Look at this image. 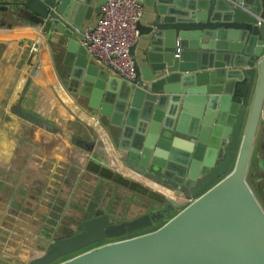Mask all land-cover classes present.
I'll list each match as a JSON object with an SVG mask.
<instances>
[{
    "label": "water",
    "instance_id": "obj_1",
    "mask_svg": "<svg viewBox=\"0 0 264 264\" xmlns=\"http://www.w3.org/2000/svg\"><path fill=\"white\" fill-rule=\"evenodd\" d=\"M92 2L20 0L0 12L68 39L65 88L116 130L112 150L23 110L22 96L11 111L169 194L129 220L87 218L23 264H264V0H145L130 82L78 44L82 21L99 12Z\"/></svg>",
    "mask_w": 264,
    "mask_h": 264
},
{
    "label": "crops",
    "instance_id": "obj_2",
    "mask_svg": "<svg viewBox=\"0 0 264 264\" xmlns=\"http://www.w3.org/2000/svg\"><path fill=\"white\" fill-rule=\"evenodd\" d=\"M17 2L0 0V5L12 8ZM101 3L93 0L92 8H99V12L92 9L89 19L82 21L77 38L83 28L97 20ZM151 10L144 1L141 24L148 22ZM142 41L140 37L136 55ZM67 42L60 33L46 37L43 30L35 31L9 10L0 12V264H21L25 257L41 253L54 237L75 232L87 218L107 213L114 219L120 214H116L119 207L115 201L110 205L114 196L124 201L121 212L132 206L137 210L134 216L120 219L123 221L146 212L151 197L157 194L146 182L123 174L100 157L11 111L22 96L23 110L72 136L112 147L116 130L107 125L102 129L99 122L106 121L75 106L79 98L57 83L59 78L67 83L70 72L62 64ZM30 43L36 45L39 55L33 72L35 58L29 53ZM250 180L259 201V190Z\"/></svg>",
    "mask_w": 264,
    "mask_h": 264
},
{
    "label": "built area",
    "instance_id": "obj_3",
    "mask_svg": "<svg viewBox=\"0 0 264 264\" xmlns=\"http://www.w3.org/2000/svg\"><path fill=\"white\" fill-rule=\"evenodd\" d=\"M144 1L102 0L99 17L83 28L78 38L92 64L128 82L135 80L130 48L140 39L137 24L143 17ZM29 53L34 59L38 53L35 44L30 45Z\"/></svg>",
    "mask_w": 264,
    "mask_h": 264
},
{
    "label": "rangeland",
    "instance_id": "obj_4",
    "mask_svg": "<svg viewBox=\"0 0 264 264\" xmlns=\"http://www.w3.org/2000/svg\"><path fill=\"white\" fill-rule=\"evenodd\" d=\"M57 64H59V62H57ZM59 78V77H58ZM64 82H66V80H62L61 78H59L58 79V82L57 83H59V85H64V87L66 86V83H64ZM74 96V95H73ZM75 97H77V96H75ZM76 101H77V105L75 104V106H79V107H81V108H85V103H83V102H79V100L78 99H75ZM79 104V105H78ZM104 125H106V123H101V122H99V126L102 128V129H106L105 128V126ZM105 133L107 134V136H108V139H109V141H110V137L111 136H109V134H108V132H106L105 131ZM95 138H99V135H98V133H95ZM110 143H111V141H110ZM111 145H113V143H111ZM247 181H248V183H249V185L251 186L252 185V182H251V180H250V176L248 175V178H247ZM156 196H159L158 195V193L156 194ZM114 198H115V200H114ZM119 200V201H118ZM114 201H115V203H114ZM119 202V203H118ZM113 203H114V205H115V207H119V209L117 210V212L118 213H116L118 216H113L114 217V221H120V219L122 220L123 218L125 219V218H128V217H132V216H134L135 214H136V212H137V210H136V208H134V206H132V207H128V210H125V212H121L120 211V207H122V206H124V201L123 200H121L120 201V198L119 197H113V198H110V205H112V206H114L113 205ZM79 205V204H78ZM109 205V206H110ZM176 212L177 211H174L170 216H172V215H174V214H176ZM120 217V218H119ZM161 223L162 222H160L158 225H156V226H154L152 229L154 230V229H156V228H158L160 225H161ZM78 224V223H77ZM80 226V225H79ZM79 226L77 225L76 227H75V230L77 231V230H79ZM75 231V232H76ZM141 233V232H140ZM135 235H139V232H136V233H134ZM134 234H132V235H129V236H133ZM129 236H127V237H129ZM123 239H125L126 238V236H124V237H122ZM111 241V240H110ZM105 242H107V241H102V242H100V243H97V244H93V245H91L90 247H88V248H94L95 246L97 247L99 244H103V243H105ZM82 251H79L78 253H76V254H79V253H81ZM76 254H72V255H68V256H65L64 258H62V259H60L59 261H57V262H60V261H62V260H65V259H67V258H70L71 256H73V255H76ZM29 259V257H25L24 258V260L21 262L20 261V263L21 264H23L26 260H28ZM8 264H10V263H8Z\"/></svg>",
    "mask_w": 264,
    "mask_h": 264
},
{
    "label": "bare ground",
    "instance_id": "obj_5",
    "mask_svg": "<svg viewBox=\"0 0 264 264\" xmlns=\"http://www.w3.org/2000/svg\"><path fill=\"white\" fill-rule=\"evenodd\" d=\"M107 148L111 149L112 150V147H109V146H106ZM115 168H117L119 171L123 172V174L125 175H128L134 179H138V180H141V181H144L146 182L147 184H149L150 186H153L157 191H159L161 194H165V195H168L169 192L165 189V188H162L161 186L159 185H156L150 181H146L144 180L143 178H141L140 176H138L137 174L133 173V172H130L120 166H117L115 164H112Z\"/></svg>",
    "mask_w": 264,
    "mask_h": 264
},
{
    "label": "flooded vegetation",
    "instance_id": "obj_6",
    "mask_svg": "<svg viewBox=\"0 0 264 264\" xmlns=\"http://www.w3.org/2000/svg\"><path fill=\"white\" fill-rule=\"evenodd\" d=\"M107 242H109V241H107ZM107 242H105V243H107ZM104 244V243H103ZM99 245H101V244H99Z\"/></svg>",
    "mask_w": 264,
    "mask_h": 264
}]
</instances>
